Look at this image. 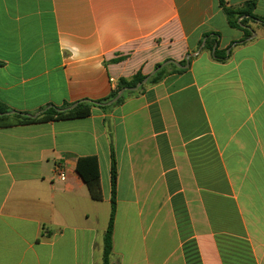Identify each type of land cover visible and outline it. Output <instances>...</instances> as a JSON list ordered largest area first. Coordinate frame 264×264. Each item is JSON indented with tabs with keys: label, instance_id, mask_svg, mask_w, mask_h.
<instances>
[{
	"label": "crops",
	"instance_id": "0c3cea01",
	"mask_svg": "<svg viewBox=\"0 0 264 264\" xmlns=\"http://www.w3.org/2000/svg\"><path fill=\"white\" fill-rule=\"evenodd\" d=\"M249 29L244 40L218 0H0V103L13 111L102 100L111 79L192 55L87 118L0 128V264H102L112 155L111 264H264V26ZM208 34L226 60L204 50ZM88 156L100 202L76 172Z\"/></svg>",
	"mask_w": 264,
	"mask_h": 264
},
{
	"label": "trees",
	"instance_id": "16d2710c",
	"mask_svg": "<svg viewBox=\"0 0 264 264\" xmlns=\"http://www.w3.org/2000/svg\"><path fill=\"white\" fill-rule=\"evenodd\" d=\"M222 7L228 24L232 28L240 29L244 32V40L252 37V30L249 29V22L257 21L264 26V18L254 14L256 7V1L250 0L244 4L241 8H230L226 6L225 0H218ZM212 38V39H211ZM243 40V41H244ZM218 40L213 38L211 34L206 36V42L204 50H208L214 54V56L224 61L228 58L227 51L218 50ZM191 60V59H190ZM185 65L186 59L176 63ZM175 63H171L173 68L170 72L180 73L185 71L183 68H179ZM160 65V64H159ZM157 65L156 68L159 66ZM167 67H163L158 72L153 74L145 85H142L137 91H125L124 94L113 104L107 105L109 102L117 98L119 92L124 88H134L140 82H142L147 76L137 73L133 77L126 79L122 78L118 81L116 89L112 90L110 95L102 100H82L75 104H66L62 107L49 106L38 111L36 114H30L25 112L13 111L7 106L0 103V128L12 127L16 125H25L39 122H50L60 120H74L83 119L91 115L94 107H100L104 110L122 103L128 96L138 94L145 90L148 86L159 83L168 73H170ZM37 115V117H33ZM76 172L85 183L89 195L93 201L100 202L103 200V192L100 178V167L98 158L95 156L81 157L76 163ZM116 161L112 155L111 162V211L109 216L108 225L104 233L103 239V261L102 264H111V257L113 254V232H114V220L116 214Z\"/></svg>",
	"mask_w": 264,
	"mask_h": 264
},
{
	"label": "water",
	"instance_id": "95a60500",
	"mask_svg": "<svg viewBox=\"0 0 264 264\" xmlns=\"http://www.w3.org/2000/svg\"><path fill=\"white\" fill-rule=\"evenodd\" d=\"M230 50H228V52H229ZM191 56L192 55H187V58H186V64L185 65H181V64H176L175 62H173V61H166V62H164V63H162V64H160L150 75H148L142 82H140L136 87H134V88H124V89H122L120 92H119V94H118V96H117V98L116 99H114L113 101H111V102H109L107 105H111V104H113V103H115L123 94H124V92L125 91H137L142 85H145L147 82H148V80H149V78L153 75V74H155L156 72H158L160 69H162L163 67H165V66H167V65H169V64H171V63H175L179 68H183V69H187L189 66H190V58H191ZM76 106V104L73 106V107H75ZM33 117H37V115H35V116H33Z\"/></svg>",
	"mask_w": 264,
	"mask_h": 264
},
{
	"label": "built area",
	"instance_id": "2783aa9c",
	"mask_svg": "<svg viewBox=\"0 0 264 264\" xmlns=\"http://www.w3.org/2000/svg\"><path fill=\"white\" fill-rule=\"evenodd\" d=\"M110 81L113 84L114 89H116L117 84H118L117 81L115 79H111ZM66 177H67V174L65 170L61 168L60 166L56 167V178L59 179L60 181H65Z\"/></svg>",
	"mask_w": 264,
	"mask_h": 264
},
{
	"label": "clouds",
	"instance_id": "9594fccd",
	"mask_svg": "<svg viewBox=\"0 0 264 264\" xmlns=\"http://www.w3.org/2000/svg\"><path fill=\"white\" fill-rule=\"evenodd\" d=\"M76 55H78V52H76V53L74 54V56H76Z\"/></svg>",
	"mask_w": 264,
	"mask_h": 264
}]
</instances>
